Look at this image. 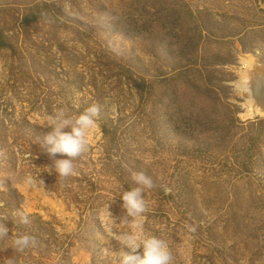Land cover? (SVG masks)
<instances>
[{"label":"rangeland","instance_id":"1","mask_svg":"<svg viewBox=\"0 0 264 264\" xmlns=\"http://www.w3.org/2000/svg\"><path fill=\"white\" fill-rule=\"evenodd\" d=\"M0 29V264H119L145 235L173 264H264V114L248 113L264 0H0ZM93 103L89 148L57 177L66 157L36 142L41 125ZM135 172L153 187L126 218Z\"/></svg>","mask_w":264,"mask_h":264},{"label":"clouds","instance_id":"2","mask_svg":"<svg viewBox=\"0 0 264 264\" xmlns=\"http://www.w3.org/2000/svg\"><path fill=\"white\" fill-rule=\"evenodd\" d=\"M99 113V106L93 103L82 111L71 113L60 108L45 118L41 126L50 130L40 135L36 142L49 156L66 157L55 159L47 171H54L57 177L64 178L74 174L73 161L89 148V131L95 126ZM131 180L134 186L125 190L121 187V207L126 218L142 217L147 211L145 190L153 187V181L143 172L133 173ZM25 183L33 186L34 180L29 176ZM11 215L13 220L18 218L21 224L29 223L27 213L14 211ZM8 235L9 228L0 223V237ZM34 243L35 239L31 235L17 234L12 238L11 247L16 252H23ZM122 247L124 250L120 253L119 264H173L167 242L155 235H145L140 239L129 238L123 242Z\"/></svg>","mask_w":264,"mask_h":264},{"label":"bare ground","instance_id":"3","mask_svg":"<svg viewBox=\"0 0 264 264\" xmlns=\"http://www.w3.org/2000/svg\"><path fill=\"white\" fill-rule=\"evenodd\" d=\"M252 75H254V82H251V87L248 88V97H250L248 113L264 114V67L260 70L258 67Z\"/></svg>","mask_w":264,"mask_h":264},{"label":"trees","instance_id":"4","mask_svg":"<svg viewBox=\"0 0 264 264\" xmlns=\"http://www.w3.org/2000/svg\"><path fill=\"white\" fill-rule=\"evenodd\" d=\"M5 37H4V32L0 29V49H4L6 48L8 45H5ZM9 47V46H8ZM248 144H246V146L244 147L242 154L244 157V160L246 161L247 164L252 163V157L254 155V150H255V146L256 144L252 141L250 142V140H248Z\"/></svg>","mask_w":264,"mask_h":264}]
</instances>
